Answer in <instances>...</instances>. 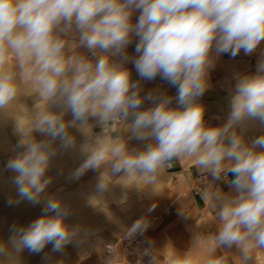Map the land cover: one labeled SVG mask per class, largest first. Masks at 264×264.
Wrapping results in <instances>:
<instances>
[{"label":"clouds","instance_id":"9594fccd","mask_svg":"<svg viewBox=\"0 0 264 264\" xmlns=\"http://www.w3.org/2000/svg\"><path fill=\"white\" fill-rule=\"evenodd\" d=\"M139 12L135 24L132 15ZM63 25V27H61ZM79 32L80 45L99 55L93 64L79 56L66 57V41L58 32L72 26ZM136 36L135 69L144 80L158 75L177 88V107L172 97L161 96L154 107L140 110L138 82L111 57L123 53ZM264 41V0H0V108L8 105L18 88L15 74L7 67L6 56L19 61L24 78L30 80L45 101L56 99L71 111L65 123L63 112L41 107L22 128L25 150L11 159L7 168L17 175L18 196L36 205L50 183L45 178L54 151L51 142L35 141L33 129L59 138L62 147H71L68 127L85 124L89 116L102 125L134 117L130 130L138 140L154 139L144 151H128L119 138L98 136L83 146L87 158L75 176L88 169L110 165L111 173L126 172L139 183L152 184L166 163L173 158L191 162L201 171L220 179L231 172L230 184L236 195L206 194V202L217 207L214 235L204 237L218 247L237 245L242 250L238 264H246L254 249H264V136L251 145L236 131L245 120L264 124V61L258 72L237 80L230 100L227 121L220 126L204 123V106L197 103L208 88L210 53L235 57L241 50L252 53ZM72 70L71 77L67 75ZM108 174L97 184L106 189ZM47 213H53L48 215ZM68 211L61 202L49 198L40 218L27 227L14 228L10 240L19 252L40 253L51 244L60 251L76 229L65 223ZM0 245V252L5 250ZM157 264V262H156ZM172 264H194L189 252L175 254ZM208 264H226V257H213Z\"/></svg>","mask_w":264,"mask_h":264},{"label":"crops","instance_id":"0c3cea01","mask_svg":"<svg viewBox=\"0 0 264 264\" xmlns=\"http://www.w3.org/2000/svg\"><path fill=\"white\" fill-rule=\"evenodd\" d=\"M138 16V11L133 13V24ZM57 35L66 41V57L79 56L95 63L99 50L94 53L80 45L79 32L74 25ZM138 42L139 38L133 35L123 53L111 57L112 61L122 64L130 72L131 81L139 83L142 97L149 93L158 101L161 96L172 97L170 107H177L175 86L159 75L151 81L138 75L134 66V60L138 58L135 51ZM210 59L212 67L208 69L207 75L209 86L197 103L204 106L205 125L216 127L227 121L237 80L242 76L257 74L259 63L264 61V41L250 54L241 50L232 57L229 54L217 56L211 52ZM6 62L15 74L18 91L8 105L0 108V245L6 246L0 252V264H115L120 259L119 249L107 254L104 244L120 233L136 232L147 218L151 221L144 234L152 253L145 264H172L175 254L187 252L191 254L194 264H208L212 256H224L226 264H238L243 253L237 245L218 247L213 252L211 242L204 239L217 232L215 213L219 205L217 201V207L210 206L205 196L209 192L221 197L236 195L230 184L234 179L231 172L222 173L217 180L190 161L173 158V166L165 165L152 184L139 183L124 171L112 174L110 165L88 169L78 177L74 175L87 158L83 146L94 144L98 136L119 138L130 152L144 151L147 145L155 143L152 138L138 140L133 136L130 130L134 119L132 115L127 120L110 121L106 125H102L99 118L94 116H89L83 125L77 122L67 129L74 141L67 148L61 146L59 138L51 141V137L33 129L30 133L32 139L51 142L55 153L50 157L45 173L50 183L41 194L39 204L33 205L19 197L14 183L17 174L8 169L7 164L25 150V145L21 143L24 138L22 128L28 127V122L41 107L55 113L63 112L65 123L70 124L73 117L62 102L55 98L45 101L41 97L32 82L24 78L18 60L8 55ZM72 74L70 69L67 75L71 77ZM153 99L143 100L140 110H145L146 104ZM236 131L246 144L251 145L257 138L264 136V124L259 120H245ZM256 150L264 149L257 147ZM105 173L108 174L106 189L100 192L96 186ZM199 174L204 176L205 181L201 191L195 193L191 188L192 181ZM223 174L228 176L227 180L222 177ZM49 198L59 200L68 211L65 223L76 229L75 235L60 251H53L52 245L48 244L40 253H31L27 249L16 252L10 244L13 229L27 227L40 218ZM246 264H264V249H254Z\"/></svg>","mask_w":264,"mask_h":264},{"label":"built area","instance_id":"2783aa9c","mask_svg":"<svg viewBox=\"0 0 264 264\" xmlns=\"http://www.w3.org/2000/svg\"><path fill=\"white\" fill-rule=\"evenodd\" d=\"M158 100H151L146 104L145 110L154 107ZM167 167H172L173 162L170 160L166 163ZM222 177L227 180L228 176L223 174ZM205 179L204 176L199 174L192 181V190L198 193L202 189ZM170 211V209H168ZM150 219H145L142 226L132 234L120 233L114 239L104 244V251L107 254H112L118 248L120 251V259L115 264H145L146 260L152 253V249L144 234L145 228L150 223Z\"/></svg>","mask_w":264,"mask_h":264}]
</instances>
